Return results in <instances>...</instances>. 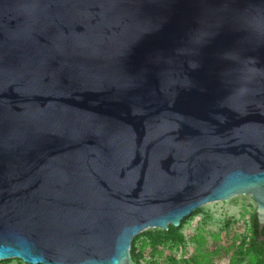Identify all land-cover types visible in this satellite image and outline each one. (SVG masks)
Segmentation results:
<instances>
[{"label": "water", "instance_id": "1", "mask_svg": "<svg viewBox=\"0 0 264 264\" xmlns=\"http://www.w3.org/2000/svg\"><path fill=\"white\" fill-rule=\"evenodd\" d=\"M237 194L264 238V0H0V260L133 264Z\"/></svg>", "mask_w": 264, "mask_h": 264}, {"label": "rangeland", "instance_id": "2", "mask_svg": "<svg viewBox=\"0 0 264 264\" xmlns=\"http://www.w3.org/2000/svg\"><path fill=\"white\" fill-rule=\"evenodd\" d=\"M255 208L252 196L246 194L208 202L197 209L199 211H193L184 218L179 228L185 236L184 243L165 241L157 250L152 248V236L164 229L146 228L137 234L139 236L135 242L137 251L144 257L141 264L151 261L175 264L173 258L176 264H229L234 257L235 244L246 233ZM0 261V264H29L19 258Z\"/></svg>", "mask_w": 264, "mask_h": 264}, {"label": "trees", "instance_id": "3", "mask_svg": "<svg viewBox=\"0 0 264 264\" xmlns=\"http://www.w3.org/2000/svg\"><path fill=\"white\" fill-rule=\"evenodd\" d=\"M199 210H195L196 213ZM184 223V219L181 225ZM172 224H169L168 229L158 230L157 233L152 236L151 245L153 250H157L158 246L163 244L165 241L172 243H184L185 236L179 231V228ZM258 218L255 210L251 213L250 222L248 225V229L244 235H242L239 239V243L235 244L236 250L234 253V257L229 264H264V238H261L258 232ZM139 235H136L133 239L131 245V258L132 261L136 264H141L143 262V255L137 251L135 242ZM263 237H264V229H263ZM175 262V259H172ZM1 262V261H0ZM149 264H158L156 261L148 262ZM211 264V263H210Z\"/></svg>", "mask_w": 264, "mask_h": 264}]
</instances>
